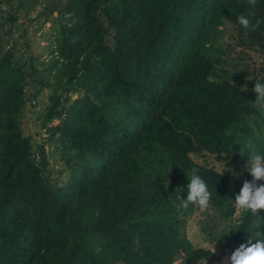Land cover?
Returning a JSON list of instances; mask_svg holds the SVG:
<instances>
[{"label": "trees", "instance_id": "trees-1", "mask_svg": "<svg viewBox=\"0 0 264 264\" xmlns=\"http://www.w3.org/2000/svg\"><path fill=\"white\" fill-rule=\"evenodd\" d=\"M44 11L55 25L52 50L39 70L29 58V69L47 85L85 91L53 127L70 173L51 184L42 145L35 156L20 129L31 71L13 62V44L4 47L0 35V264L211 259L180 233L176 194L166 183L197 168L210 205L220 218L231 216L228 199L252 179L231 147L250 132L248 118L257 114L251 89L264 72L256 80L244 68L230 71L208 41L227 20L235 45L257 52L264 67V24L255 32L238 24L246 0H64ZM252 11L253 22L264 20V0ZM14 19L0 23H10L7 33ZM49 98L47 118L56 114L57 97ZM208 154L228 169L192 159ZM251 218L235 225V240L246 241Z\"/></svg>", "mask_w": 264, "mask_h": 264}, {"label": "rangeland", "instance_id": "rangeland-1", "mask_svg": "<svg viewBox=\"0 0 264 264\" xmlns=\"http://www.w3.org/2000/svg\"><path fill=\"white\" fill-rule=\"evenodd\" d=\"M64 0H0V23L4 19L14 17L11 22L12 29L7 33L10 23L8 21L0 25V35L3 37V46L11 45L13 62L17 65L22 64L31 74L25 78L23 84L24 106L21 109L20 129L23 136H28L32 152L36 156L38 147L42 145L48 161L47 171L44 175L51 184L59 185L69 176L70 168L68 166V155H62L61 149L54 138L57 132L53 127L59 123L63 117L64 109L76 97L82 95L84 88L67 86H50L39 81L35 72L29 69V58L32 59L35 67L41 69L38 61L48 59L52 50V37L54 24L46 20L48 6L61 4ZM55 12H52V17ZM231 24L224 20L210 36L208 41L209 52L223 56L226 60V67L230 71L244 68L249 72V77L256 80L263 76L264 67L260 55L252 50H239L235 45L232 36ZM242 51L240 61L236 66H231L236 60V53ZM54 54V53H53ZM244 55V56H242ZM245 79V78H244ZM253 89V88H252ZM251 89V91H252ZM56 95L55 110L51 118H47L48 107L53 103L50 95ZM256 100V93L252 91L251 105ZM255 108V107H254ZM257 114L248 118V127L250 132L243 136L242 140L232 145L231 151L235 153L237 165L245 167L247 157L240 155V149L244 155H247L245 145L252 142L264 153V111L255 108ZM232 155V154H230ZM233 156V155H232ZM197 163H206L215 169H225L224 161H216L212 155L192 156ZM187 176L167 182V188L175 190L179 185L185 191V181ZM176 213L181 218L180 233L183 234L193 247H202L209 249L213 253L211 259L199 260L195 264H225V259L231 254L243 241L234 238L233 229L238 225L237 211L234 207L233 212L227 219L219 217L216 210L210 205L205 211H200L198 207L193 206L191 211H186L180 207V201L174 198L172 200ZM230 231V232H229ZM229 232L228 234H225ZM214 248V251H213ZM171 264H184L181 255H177Z\"/></svg>", "mask_w": 264, "mask_h": 264}, {"label": "clouds", "instance_id": "clouds-1", "mask_svg": "<svg viewBox=\"0 0 264 264\" xmlns=\"http://www.w3.org/2000/svg\"><path fill=\"white\" fill-rule=\"evenodd\" d=\"M249 5L247 15L241 14L237 17V22L245 30L255 32L264 20L256 19L253 22L250 17L255 16L252 11L258 4V0H246ZM233 87H235L232 81ZM243 91H247L246 86L241 87ZM256 93V100L252 106L264 111V82H256L252 89ZM247 155L243 154L240 149V155L246 156V170L252 177L251 181L245 180L238 194L235 195L234 202L228 199L237 211L238 223H243L246 214H251V220L248 224L247 237L244 243H241L229 256L225 259V264H264V233L260 231L264 226V218L258 215V210H264V153H262L254 143L249 142L245 145ZM222 174V173H221ZM187 195L181 198L180 193L182 186H177L174 190L176 199L180 201V207L187 210L190 205L198 207L200 211H205L210 206L212 192L209 191L206 182L202 179L197 168H192L187 178ZM230 232V231H229ZM229 232L225 233L228 234ZM214 251V248H213ZM207 260L205 261L206 264Z\"/></svg>", "mask_w": 264, "mask_h": 264}]
</instances>
